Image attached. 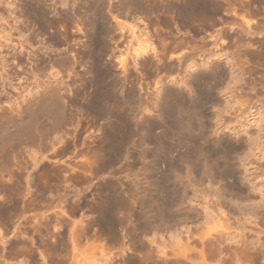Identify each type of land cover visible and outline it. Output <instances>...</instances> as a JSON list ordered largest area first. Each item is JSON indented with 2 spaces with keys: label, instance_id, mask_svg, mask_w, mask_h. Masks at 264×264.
I'll return each instance as SVG.
<instances>
[{
  "label": "rangeland",
  "instance_id": "374dc122",
  "mask_svg": "<svg viewBox=\"0 0 264 264\" xmlns=\"http://www.w3.org/2000/svg\"><path fill=\"white\" fill-rule=\"evenodd\" d=\"M245 82L256 92L238 91ZM37 83L47 99L63 98L67 117L56 127L40 116L34 138L14 140L0 156V264H264V0H0V135L33 121L37 106L27 105L42 91ZM167 94L197 108L219 142L203 147L218 170L227 167L224 178L194 164V180L169 182L167 171L184 177L181 161L203 141H173ZM113 132L128 143L101 171L98 146ZM159 142L165 153L153 169ZM152 176L166 187L158 196L147 187ZM116 179L123 206L109 215L111 227L90 207ZM72 184L78 195L67 204L77 205L60 228L58 190ZM154 201L182 210L149 221ZM69 227L90 228L94 249L78 237L74 251Z\"/></svg>",
  "mask_w": 264,
  "mask_h": 264
},
{
  "label": "bare ground",
  "instance_id": "6f19581e",
  "mask_svg": "<svg viewBox=\"0 0 264 264\" xmlns=\"http://www.w3.org/2000/svg\"><path fill=\"white\" fill-rule=\"evenodd\" d=\"M30 36V35H29ZM25 37V36H24ZM28 38V37H27ZM30 40V39H29ZM25 42V41H24ZM29 42V41H28ZM29 44V43H28ZM29 46V45H28ZM33 47V46H32ZM28 48V47H27ZM27 50V49H26ZM29 50H31V49H29ZM29 50H28V52H29ZM32 51V50H31ZM27 52V53H28ZM33 52V51H32ZM30 53V54H32L33 55V53ZM34 54H36V53H34ZM26 55H28V54H26ZM23 56V55H22ZM30 56V55H29ZM37 58H38V55H35ZM34 56V57H35ZM27 57V56H26ZM34 57H33V59H34ZM29 58V57H28ZM27 58V59H28ZM35 60H36V58H35ZM37 60H39V59H37ZM29 61H30V59H29ZM28 61V62H29ZM34 61L32 60V64H34L33 63ZM66 62V61H65ZM30 63V62H29ZM37 62H35V64H36ZM67 63V62H66ZM205 63V62H204ZM207 64H209V62H206ZM205 63V64H206ZM32 64H30L31 66H32ZM68 64H69V62H68ZM72 64V63H71ZM67 65V64H66ZM36 67H37V65H35ZM64 66V65H63ZM70 67V66H69ZM33 68H35V67H33ZM29 69V68H28ZM38 69L39 68H36L35 70H37L38 71ZM27 70V69H26ZM34 70V72H37V71H35ZM211 70V69H210ZM33 72V71H32ZM31 72V73H32ZM95 77V76H94ZM98 77V76H97ZM99 78V77H98ZM100 78H101V76H100ZM96 80H98V79H95L94 81H96ZM100 80V79H99ZM103 82H100V83H103V84H105V80H103V79H101ZM92 82V81H91ZM98 82V83H99ZM113 82V81H112ZM100 83L98 84L100 87H98V88H101V86H102V84L100 85ZM38 84V83H37ZM94 84V83H93ZM96 84H97V82H96ZM110 84V83H109ZM112 84H114V83H112ZM244 84V83H243ZM38 85H40L39 86V88L40 89H42V91H39V92H37L36 94L38 95L37 97H33V99L34 100H32V101H30L29 103H28V105L27 106H30V105H34V106H37V110L36 111H33V112H35L31 117L33 118V121L31 122V123H25L24 121H22V123L20 122V125H17L16 126V130H15V133H13V134H6V135H0V156L4 153V151L6 150V148L7 147H9L12 143H15L18 139L20 140V139H26V138H32L33 137V134H34V132H35V130L37 129V125H39V121L42 119H39L40 118V116H46V115H50V116H52L53 118H54V121H53V126H60L63 122H64V120H66L65 119V112H66V110H65V108L67 109V107L66 106H64V104L65 103H63V98H60L59 96L57 97V96H54L53 98H49V99H47V92H46V90L44 89L45 87H43V85L40 83V84H38ZM97 85V86H98ZM109 86V85H108ZM108 86H106V87H108ZM38 87V86H37ZM103 87H104V89H103ZM103 87L101 88V89H103V91L105 92L106 91V89H105V86L103 85ZM110 88V90H112L113 88H111V86L109 87ZM40 89H38V90H40ZM100 89V90H101ZM108 89V88H107ZM44 90V91H43ZM237 90L238 91H241L242 92V94L244 93H248V92H254L255 90H256V86H250V85H248V83H246L245 82V84L244 85H242L241 87H239V88H237ZM104 92H102V93H104ZM114 92V91H113ZM256 92V91H255ZM112 92L111 91H106V93H105V95L106 94H108V97H110V96H113L114 97V94L115 93H113V95L111 94ZM252 94V93H251ZM40 95V96H39ZM56 95V94H55ZM168 96L170 95V94H167ZM103 96H104V94H103ZM97 97V96H96ZM102 98V97H101ZM110 98H112V97H110ZM169 101H167L168 103L166 104L167 106L166 107H164V108H166L165 109V111H164V113H165V115H169L170 117H174L175 118V120H177V124H178V126H177V133H173V141L174 140H176V139H185V138H187L188 140L190 139L191 141H192V139H194L195 137L194 136H201V140L203 141V142H200V143H202V145H199V147L198 148H196V149H198V153H197V155L194 157V158H189V157H186V158H184L181 162L184 164V171H185V173H184V177L179 173V172H177V170L176 169H171V170H169V171H167V173H169V176L167 177V178H169L170 180H169V182L171 181V179L172 180H174V181H181V180H183L184 178H186V179H191L192 177H193V170H194V164H201L202 165V167H203V169H204V172L206 173V174H212V173H214V172H216L217 170H218V167H216V161H214L209 155H208V153L205 151L206 149H204V143L206 144L207 142H213V143H216V144H219V142H218V140L217 141H215V140H212L211 139V137H210V135H209V133H208V128H206L205 126H204V124H203V121L200 119V115H199V113H198V110H197V108H190V109H188V108H184V106L182 105V103H181V101L180 100H178V99H173L172 98V96L170 95L169 96ZM259 98V97H258ZM95 99V98H94ZM109 99V98H108ZM113 99V98H112ZM118 99V98H117ZM168 99V98H167ZM64 100H66L65 98H64ZM91 100V99H90ZM93 100V99H92ZM96 100V99H95ZM102 100H104V97L102 98ZM259 100H262V99H258V102H259ZM97 102V101H96ZM105 102V101H104ZM90 103V102H89ZM106 103V102H105ZM250 103H252V102H250ZM254 103H256V102H254ZM96 104V103H95ZM97 104H98V102H97ZM104 104V103H103ZM94 105V104H93ZM252 105V104H251ZM255 105V104H254ZM264 105V104H263ZM95 106V105H94ZM92 107V106H91ZM104 106H102V108H103ZM106 107V106H105ZM92 109V108H91ZM194 109V110H193ZM250 109V108H249ZM248 109V110H249ZM94 110V109H93ZM96 110H98V108L96 109ZM100 110V109H99ZM99 110L97 111V112H99ZM108 110V109H107ZM110 110V109H109ZM251 110V109H250ZM91 111V110H90ZM104 111V110H103ZM92 112V111H91ZM94 113H96V112H94ZM106 113V112H105ZM104 113V114H105ZM29 115V114H28ZM96 115H98V114H96ZM67 117V116H66ZM106 117V116H105ZM31 118V119H32ZM100 118V117H99ZM97 119V118H96ZM27 120V119H26ZM25 120V121H26ZM28 120H30V119H28ZM105 120V119H104ZM107 120V119H106ZM31 121V120H30ZM30 121H28V122H30ZM117 121H119V120H117ZM24 122V123H23ZM65 123V122H64ZM111 123V122H110ZM3 124V123H2ZM1 124V125H2ZM1 125H0V127H1ZM5 126V125H4ZM110 126V124H108V127ZM114 126V127H113ZM112 126V128H115V127H117V128H119L118 126V124H116V123H114V125ZM39 127V126H38ZM122 127V126H121ZM120 127V128H121ZM168 127V126H167ZM9 128V127H8ZM109 128H111V127H109ZM123 128V127H122ZM121 128V129H122ZM1 129V128H0ZM116 129V128H115ZM6 130V129H5ZM109 130V129H108ZM172 130V129H171ZM2 131H3V129H2ZM11 131V130H10ZM114 131V130H113ZM119 131V130H118ZM6 132V131H5ZM4 132V133H5ZM120 132V131H119ZM148 132V131H147ZM169 132H171V131H169ZM169 132H168V134H169ZM173 132V131H172ZM174 132H176V131H174ZM7 133V132H6ZM63 133V132H62ZM61 134V133H60ZM105 134V133H104ZM115 134V135H114ZM120 134V133H119ZM149 134V133H148ZM170 135H171V133H170ZM121 136V135H120ZM168 136V135H167ZM106 138H102L103 140L102 141H100V139H99V141H100V145L98 146L99 148V152H97V153H99V159L98 160H100V170L101 171H107L108 170V168L109 167H114L115 165H117L119 162H120V160L122 159V157H123V153H122V151L124 150V148H125V144H127L128 143V141L126 140V138L125 139H120L119 137H118V133L117 132H113V134H112V136H105ZM109 139H108V138ZM127 137V136H126ZM151 137V136H150ZM191 137H194V138H191ZM34 138V137H33ZM101 138V137H100ZM170 138V137H169ZM158 139V138H157ZM197 139V138H196ZM14 140H16V141H14ZM63 140H64V137H63V135H60L59 137H58V143H60V144H62L63 143ZM170 140V139H169ZM200 139H199V141H201ZM14 141V142H13ZM163 141V140H162ZM171 141V140H170ZM169 141V142H170ZM190 141V142H191ZM18 142V141H17ZM107 142H109L111 145H105V143H107ZM181 142V141H180ZM165 143V142H164ZM172 143V142H171ZM177 143V142H176ZM174 145V144H173ZM12 146V145H11ZM127 146V145H126ZM168 146V145H167ZM204 146V147H203ZM209 146V145H208ZM144 148H146V149H148L149 147L148 146H146L145 144H144ZM145 149V150H146ZM164 150H165V146L163 145V144H161L160 142H159V144L157 145V147H156V149H155V156H154V160H153V162L151 163V165H150V167L151 168H153L154 169V167L153 166H155V167H157L156 166V164L158 163V165H159V162L161 161L160 159H162V156H164V155H162V154H164L165 152H164ZM167 151V150H166ZM196 151V150H195ZM59 152H61V153H63L64 151H63V148L61 147L60 148V151ZM3 156V155H2ZM224 156H225V154H224ZM1 158V157H0ZM1 160V159H0ZM3 160V159H2ZM164 161V160H163ZM162 162V161H161ZM1 163V162H0ZM226 163V165L228 164L227 163V161L225 162ZM3 165L5 164L4 163V161H3V163H2ZM153 164V165H152ZM149 167V168H150ZM176 167V166H175ZM60 174H61V171H62V168L60 167ZM220 169V168H219ZM214 170H216V171H214ZM214 171V172H213ZM219 171V172H218ZM217 172H218V174L220 175L219 177L220 178H224L225 177V174H227V167H225V168H223V169H221V170H218ZM100 172V171H99ZM146 173H147V171H146ZM183 174V173H182ZM92 175V174H91ZM229 175V174H228ZM78 176V175H77ZM114 176V175H113ZM159 176V175H158ZM63 177V176H62ZM153 177V176H152ZM157 177V176H156ZM164 177H166V176H164ZM60 178V177H59ZM73 178H74V176L72 175H70V177H69V179H70V181L71 182H73ZM154 178V177H153ZM158 178V177H157ZM154 178L155 180H153V181H151L150 183H149V185L150 186H148V184H147V187H151L152 189V191H153V193L155 192V194L157 195L158 193H164L166 190H165V185L164 184H162L163 182L158 178ZM194 178H195V176H194ZM150 179V178H149ZM193 179V178H192ZM120 180V179H119ZM118 179H116V180H113V181H111V182H108L107 184H105V186H106V188H105V190H106V192H108L109 193V195L108 196H104V192L105 191H97L98 192V195H97V200H96V202H95V204L94 205H92L93 206V208L92 207H90L92 210H93V212L94 213H96L97 215H98V217H100L101 219H105V220H107L108 222H109V225L111 226V227H114V221H113V218H112V216L110 217L109 215H113V212L115 211V210H117V208H120L121 206H123V205H121L122 203H121V194H120V189L122 188H120V184H122L120 181H119ZM164 180V179H163ZM166 180V179H165ZM164 180V181H165ZM168 180V179H167ZM194 180V179H193ZM190 181V180H189ZM165 183V182H164ZM87 185H85L86 187H84V188H87L86 189V191H89L92 187H93V182L92 181H90V179H87V183H86ZM168 184V183H167ZM170 184V183H169ZM164 185V186H163ZM73 187V184L72 185H70V191H64L63 190V188H61V187H59V190H58V195H57V199H56V207H57V210H58V217H57V221H58V225L60 226V228H62V226H63V221H62V219H63V217L65 216V214L66 213H72L73 211H75L74 209H75V206L77 205V203L76 202H72V204H71V206L70 205H68L67 203H68V201L69 200H72L73 198H75V196L76 195H78L77 194V192H74V190L72 191L71 190V188ZM165 187V188H164ZM172 188V187H171ZM148 189V188H147ZM146 189V190H147ZM169 189V188H168ZM103 190V189H102ZM165 190V191H164ZM169 190H172V189H169ZM150 191V190H149ZM172 192H173V190H172ZM172 192L171 193H169V192H167V194L169 193V194H171V195H173L174 194V192H173V194H172ZM152 193V194H153ZM166 194V193H165ZM165 194H163V196L165 195ZM176 194V193H175ZM174 194V197L172 196L171 198H172V201H174L173 199H175L176 200V198H175V196L177 197V194L175 195ZM123 195V194H122ZM154 195V194H153ZM156 195H155V197H153V198H156ZM158 196V195H157ZM160 197V196H159ZM167 198V197H166ZM169 198H170V196H169ZM168 198V199H169ZM154 200V199H153ZM169 200H171V199H169ZM165 201V200H164ZM168 201V200H167ZM172 201H169L170 203H171V205L170 206H168L167 208H168V212H166L165 211V209L164 210H161L158 206H157V204H158V202H157V204H156V202H155V204L156 205H153L152 203H150V204H152V205H150V204H148L147 206H149L148 207V211H147V215H148V217L147 218H149V221H150V219H153L154 217H156V215H159V216H163V215H165V212L166 213H168V216H166V218H169L170 220H172L171 219V216H169V210L173 213V211H175V212H180L182 209H181V206H180V204L178 205L176 202L174 203V202H172ZM86 203H85V205H87L88 207H89V203L87 202V201H85ZM168 202V203H169ZM147 203V202H146ZM145 203V204H146ZM169 203V204H170ZM161 205V204H160ZM79 206V205H78ZM82 206V205H81ZM91 206V205H90ZM120 206V207H119ZM167 206V205H166ZM160 207H162V206H160ZM164 207H165V205H164ZM164 207H162V208H164ZM69 208V209H68ZM83 208H84V206H83ZM76 209H78V207L76 208ZM145 209V208H144ZM165 211V212H164ZM163 212H164V214H163ZM174 212V213H175ZM95 214V215H96ZM146 215V216H147ZM171 215H173V214H171ZM154 216V217H153ZM153 217V218H152ZM100 218H97V219H100ZM110 218H111V220H110ZM164 218V220L166 219L165 217H162L161 219H163ZM168 219V220H169ZM94 220H95V218H94ZM167 220V219H166ZM165 220V222H167ZM96 221V224H99L98 222H100V220L98 221V220H95ZM98 221V222H97ZM165 222L163 221V224H165ZM88 224L92 227V226H94V222L91 220V221H89L88 222ZM95 224V225H96ZM71 225H72V223H71ZM59 228V229H60ZM73 228H74V226H73ZM73 228H71V227H69V230H68V232H69V234L71 235V242H72V246H73V250L75 249H79L80 247H79V245L81 244V240L79 241L78 239L79 238H83V242L82 243H86V245H87V243L88 244H90V240H91V237H90V235H89V233H90V228H88L87 227V229H85V231H83V233L81 234L80 233V231H79V233L82 235V237H80V235H79V233H77L76 234V230H73ZM75 229V228H74ZM78 230V229H77ZM75 231V232H74ZM82 231V230H81ZM98 233V232H97ZM99 234V233H98ZM99 236V235H98ZM63 237H64V232L60 229L59 231H58V239H59V245H58V248L60 249V248H62V246H63ZM75 237H76V239H75ZM79 237V238H78ZM98 238V237H97ZM92 244H90V246L91 245H93L94 244V242H91ZM96 244V243H95ZM88 247H90L89 245H87ZM87 246H86V248H87ZM93 246H95V245H93ZM77 247H79V248H77ZM92 247V246H91ZM90 247V248H91ZM57 248V249H58ZM89 248V249H90ZM97 248V247H96ZM88 249V248H87ZM92 249H94V247H92L91 248V251H92ZM98 249V248H97ZM74 250V251H75ZM80 250V249H79ZM73 251V252H74ZM77 251V250H76ZM94 251V250H93ZM75 254H76V252H75Z\"/></svg>",
  "mask_w": 264,
  "mask_h": 264
}]
</instances>
